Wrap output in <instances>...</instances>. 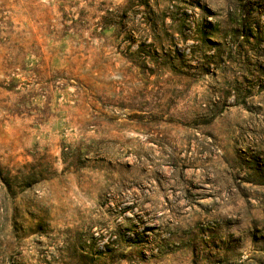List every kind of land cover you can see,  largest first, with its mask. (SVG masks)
<instances>
[{"label": "rangeland", "instance_id": "374dc122", "mask_svg": "<svg viewBox=\"0 0 264 264\" xmlns=\"http://www.w3.org/2000/svg\"><path fill=\"white\" fill-rule=\"evenodd\" d=\"M0 264H264V0H0Z\"/></svg>", "mask_w": 264, "mask_h": 264}]
</instances>
